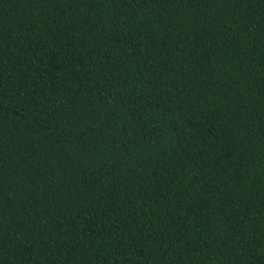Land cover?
Listing matches in <instances>:
<instances>
[{
    "label": "trees",
    "instance_id": "16d2710c",
    "mask_svg": "<svg viewBox=\"0 0 264 264\" xmlns=\"http://www.w3.org/2000/svg\"><path fill=\"white\" fill-rule=\"evenodd\" d=\"M0 264H264V0H0Z\"/></svg>",
    "mask_w": 264,
    "mask_h": 264
}]
</instances>
